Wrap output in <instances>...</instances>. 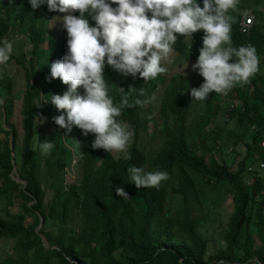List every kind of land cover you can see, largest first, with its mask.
Segmentation results:
<instances>
[{"label": "trees", "instance_id": "obj_1", "mask_svg": "<svg viewBox=\"0 0 264 264\" xmlns=\"http://www.w3.org/2000/svg\"><path fill=\"white\" fill-rule=\"evenodd\" d=\"M258 2L262 0H238L237 8L229 10L231 38L237 48L251 42L264 65V11ZM198 3L203 7V0ZM251 6L257 20L246 35L240 18ZM12 8L9 13L14 16L26 13L30 6L28 0H13ZM9 26L0 19V39ZM204 35L202 29L191 40L178 34L173 50L184 61L197 60ZM43 40L32 29L31 56L21 49L18 62H30L31 67L26 69L17 102L8 78H0V197H8L5 207L0 206V239L16 240L15 252L0 264H253L255 260L264 264V168H260L264 73L236 85L227 95L212 92L205 101L191 96V88L205 82L199 73L196 80L180 72L158 77L151 83L168 87L160 104L158 147L146 151L145 142L154 136L150 122L156 119L151 116V100L148 105L123 109L117 118L134 133L126 153L117 157L92 147L95 134L85 136L76 126L68 133L54 122L53 117L62 113L49 94L62 95L69 86L62 88V82L46 77L45 69L55 55H44ZM108 80L114 83L109 76ZM146 97L145 93L139 98ZM113 101L118 105L120 96ZM196 104L199 107L193 111ZM17 108L20 126L15 122ZM45 140L54 143L48 154L40 148ZM73 140L81 144L75 151L79 161L75 181L67 178L71 151L63 145L64 141L73 147ZM228 141L230 150L224 154ZM133 165L146 172H167L169 179L159 187L137 188L128 172ZM15 167L26 185L13 178ZM202 183L231 187V208L227 221L219 224L223 235L219 244L203 234L212 210L201 211ZM116 187H123L131 198L117 196ZM16 205L20 208L12 211Z\"/></svg>", "mask_w": 264, "mask_h": 264}, {"label": "clouds", "instance_id": "obj_2", "mask_svg": "<svg viewBox=\"0 0 264 264\" xmlns=\"http://www.w3.org/2000/svg\"><path fill=\"white\" fill-rule=\"evenodd\" d=\"M108 1L28 0L30 9L14 16L9 13L13 0L0 1V19L10 25L1 35L0 64L13 58L15 42L20 44L21 55V35L29 42L30 30L40 32L44 37L41 44L48 42L44 55H55L45 69L46 77L62 82V88L69 86L62 95L49 94L50 102L62 113L53 120L68 133L76 126L85 136L95 134L94 149L127 150L134 133L125 121L117 118L123 109L143 106L151 100V110L155 112L156 101L160 109L159 99L168 87L162 82L155 86L151 82L167 75L170 62L195 63L192 70L198 71L205 82L199 88H191L194 101H205L212 92L227 95L236 85L248 83L259 70L257 49L251 42L238 48L232 46L233 16L228 13L237 8L238 0H203V7L198 0ZM249 11L255 15V20L249 31L244 32L241 23ZM256 20L254 7H247L240 18L242 33L249 35ZM52 28L58 29L61 35L56 36ZM201 29L205 35L197 60L184 61L173 50L177 35L191 40L193 33ZM23 54L28 55L24 50ZM198 72L193 79H198ZM108 76L114 83H109ZM137 88L138 95L135 94ZM145 93L147 97L141 100L139 97ZM118 96L117 105L113 99ZM3 123L6 126L5 120ZM73 141L75 151L81 144ZM53 147L54 143L48 140L40 144L45 154ZM128 172L130 182L137 188L159 187L162 181L169 179L167 172H146L143 167L134 165ZM115 192L124 199L131 198L123 187H116Z\"/></svg>", "mask_w": 264, "mask_h": 264}, {"label": "rangeland", "instance_id": "obj_3", "mask_svg": "<svg viewBox=\"0 0 264 264\" xmlns=\"http://www.w3.org/2000/svg\"><path fill=\"white\" fill-rule=\"evenodd\" d=\"M252 2V1H251ZM259 6L258 8L264 11V3L263 0L262 2H258ZM253 8V7H250ZM249 9V8H248ZM240 13V12H239ZM231 17L233 16L232 12L229 11L228 13ZM52 32H54V34L56 36H60L61 32L56 29V28H52ZM194 34V33H193ZM21 38L22 42H23V50L25 52L28 53V58L31 56V51L33 49V44L31 41L28 42V38L25 37L24 35H21L19 37V39ZM42 49H46L48 47V42H44L43 44H41L40 46ZM13 55V58L11 60H8L7 63L5 64H0V78H2V76H6L8 78V80L10 81V93H13L17 96L16 97V102L20 99L21 94H23L22 90L24 89L25 83H26V69L31 67V63L27 62L25 65H21L18 60L17 57L20 54V44L18 46V44L15 42L13 45V52L11 53ZM169 56L171 57V60H173V55L172 53L169 54ZM261 57H259L260 59ZM262 61L264 60V58L261 59ZM176 64V65H175ZM195 64L193 62L191 63H184V64H179L178 63H173L170 62L169 63V72L168 75H171V72H175V71H181L183 74L187 75V76H193L196 74V72L198 71H193L192 70V65ZM199 73V72H198ZM258 73H264V65L263 64H259V70L252 76V77H256V74ZM201 76V75H200ZM251 77V78H252ZM201 79H203V77L201 76ZM169 79H166V82H168ZM161 99H159L160 101ZM156 109L155 112H153L151 110V116L156 115V119L153 120L152 122H150V129L149 131H151V135L154 132V136L151 137L149 136V138L147 139V141L145 142L146 144V151H153L154 148L158 147V143L160 140V128L159 126L161 125L163 118H162V114L160 112V109L158 110V102L156 101V103H154ZM199 105L196 104L195 107H191L192 110H196L198 109ZM19 110L20 108L16 109V113H15V122L18 124V126L21 125V117L19 115ZM192 111L193 115L195 114ZM131 141V139H130ZM63 145L64 147H66L67 150L71 151V154H67V167L66 170H68L67 172V178L68 180H76L79 177V169L77 167V163L78 161V157L75 154L76 150L74 151V155H73V147H71V145H67L64 141H63ZM21 146V145H20ZM231 146V141H228L227 146H225L223 148L224 154L227 153L230 150ZM127 148V146H126ZM112 153L115 156H120L121 154H125L126 153V149L123 152H118V151H112ZM212 152H209V154H211ZM221 153H217L215 157H220ZM229 155V154H228ZM229 157V156H228ZM12 175L14 177H16V173L13 171ZM202 188L204 190L203 193H201V203H200V208L202 213H207L208 210H212L211 213V221H209L208 225L205 226V230L203 232V234L211 239H214L216 244H219L222 238V228L219 226L220 222L221 223H225L228 219V209L231 208V202H230V197H231V187L227 184L225 185H219L216 188H211L210 186H207L206 184L202 183ZM8 197L6 196H2L0 197V206L1 208H4V203L7 202ZM18 208H20V205H16V207H12V211L17 210ZM16 245V240L14 239H0V260L2 259H6L8 257L9 254H12L15 252L14 246Z\"/></svg>", "mask_w": 264, "mask_h": 264}, {"label": "built area", "instance_id": "obj_4", "mask_svg": "<svg viewBox=\"0 0 264 264\" xmlns=\"http://www.w3.org/2000/svg\"><path fill=\"white\" fill-rule=\"evenodd\" d=\"M254 20H255V15L253 14L252 11H249L247 13V16L243 18L242 23H241L244 32L249 31L251 24L253 23ZM262 145L264 146V141L262 142ZM260 168L261 169L264 168V162L260 163ZM252 170L253 168L249 167V171H252Z\"/></svg>", "mask_w": 264, "mask_h": 264}, {"label": "water", "instance_id": "obj_5", "mask_svg": "<svg viewBox=\"0 0 264 264\" xmlns=\"http://www.w3.org/2000/svg\"><path fill=\"white\" fill-rule=\"evenodd\" d=\"M6 127V126H5ZM11 148H13V138H12V144H11ZM13 155H14V153H13ZM13 171L16 173V177H14L13 175V178L16 180V181H18V182H22L24 185H26V182L24 181V180H22L20 177H19V174H18V172H17V169L16 168H14L13 169ZM43 217H41V222H40V225H39V227H41L42 225H43ZM43 240H44V242H45V246L46 247H48L49 245L47 244V241H46V239L45 238H43Z\"/></svg>", "mask_w": 264, "mask_h": 264}]
</instances>
